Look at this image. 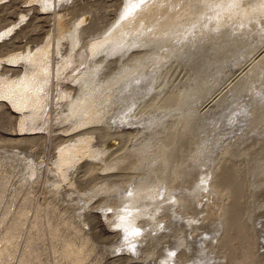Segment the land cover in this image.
<instances>
[{
	"label": "rangeland",
	"instance_id": "374dc122",
	"mask_svg": "<svg viewBox=\"0 0 264 264\" xmlns=\"http://www.w3.org/2000/svg\"><path fill=\"white\" fill-rule=\"evenodd\" d=\"M144 1L141 8L151 6L156 0ZM229 1L170 0L167 2L168 10L172 9L174 15L180 17V20L173 21L174 23L172 22L166 28L167 31L163 33V35L175 34L172 39L169 41L160 40L162 37V33H160L158 34L160 36L152 37L151 39L154 40L149 41L145 47L138 48L135 45L123 47V50L119 49L120 51L115 52L117 54L114 53L110 56L107 47H112V41H119V43L124 41L125 43L127 37L123 34L117 36L118 31L115 28L118 26L119 29V26L124 23L123 21H126L124 19H130L127 17L129 11L127 9H130L128 13L130 14L131 9L140 4L141 0H0V264H140L139 252L135 253L138 250L136 239L133 236L135 231L131 232V237L128 231L126 232V228L129 224H133L132 227L138 233L149 232L154 228L148 223L152 215L146 214L145 218L143 214V217L141 215L139 220L133 222L132 215L122 213L123 206L116 204V202H108L109 204L106 202L108 193L103 192V190L99 191L100 193L95 192L102 188L111 190L108 187L110 180H114L113 176L119 172L118 170H108V164L114 160L113 156L110 157V153L121 148L117 154L122 155L126 148L131 147L126 131L131 133L134 128L144 129L142 131L150 130V127L151 129L154 127V125H149L152 122L158 125L147 135V138L149 136L151 139L154 137V142L150 144L152 154L159 157L162 154L167 160L171 157L170 167L163 174H155L154 177L160 183L155 182L154 179L149 183L150 186L142 185L140 187L138 185L139 188L134 186L133 190L140 191L142 188L145 191L149 187L151 192L153 188H156L157 191V188L158 190L164 188V185H167L166 182L169 183L168 186L171 190H178V181L174 172L180 164L181 157L185 158V162L188 163L198 155L204 156L209 140L210 142L214 139H218V141L223 139L224 141L232 138L231 147L227 141L225 148H221L220 144L217 148V150L220 148L219 151L214 154L211 150L212 154L209 155V159L212 161L210 162L212 164L214 162V167L221 169L218 172L210 171L213 173V183L217 180L218 183L214 184L216 187L211 185L212 191L209 194H215L212 197H215L214 199L216 197L223 199L221 202L212 203L211 208L217 206L220 208V204L222 208L224 206L226 208L228 206L226 204L234 202L235 207L237 203V213L241 215L249 211L251 213V209L254 207L252 204L254 198L250 192L252 184L250 172L256 165L257 157L264 152V145L256 143L258 140H264V135L257 134L260 129L264 131V120H259L264 117V100L261 99L264 97V81L259 83L258 80H255V82H250L251 85L247 83L245 86H239L220 103L218 109L207 116L196 115L199 105L215 89L210 87L208 82L211 81L217 83L219 87L222 86L227 76H231L238 67L249 62L257 53L258 48L264 44V25L261 24L256 27L260 32L258 31L255 37L247 39L249 41L240 38L238 42L241 44H239L227 39L226 34L229 35L230 26L243 19L241 9L244 8L243 10H245L257 6L258 3L261 4V0H240V3H238L239 0ZM162 3L164 4L165 1L159 0L157 6H162ZM147 7L143 10L146 11ZM148 20L147 17L142 18L140 20L141 25L138 24L140 27L144 26L142 27L144 28L143 31L146 29V31H150L151 26H153L151 20H154V17L150 18V21ZM139 26H136V31L138 28L140 29ZM83 28L85 30L81 31ZM129 33L127 42L131 38L137 37L135 33L132 34L131 31ZM224 33L225 36H223ZM178 37L187 44L172 46V41L177 42ZM185 39H190L192 44L196 41V44L194 43L196 48L194 47L191 54L188 52L191 51L192 46ZM97 43H103L105 46L99 48L100 50L98 49V54H92L91 47ZM245 43L247 46L244 45ZM248 43H250L249 47ZM49 44L51 47H49L50 50H47L46 59L51 62V70L45 75L48 86L42 92L45 105L43 104V108L36 113L34 109L21 111L2 94V84L12 82L21 84V79L30 71V66L25 60L20 59L17 62V58L15 59L17 55L34 54ZM59 44L61 47L58 46ZM115 47L118 48V46ZM228 47L230 51L227 49ZM197 48L199 49L197 50ZM101 50L104 51V54L100 53ZM217 52L219 53L217 54ZM93 55L95 56L93 57ZM211 56H213L212 59ZM66 58L73 59L74 66L59 72L58 69ZM78 60L79 62L76 63ZM143 68L146 72L150 70L157 72L155 82L149 85L157 93L154 92V95L150 96L151 98L147 97L145 98L146 101L142 99L137 103L135 100L139 92L134 90V82H132L134 88L130 89L128 87L130 81L125 83V79L122 77L124 74L134 71L133 76L138 74L134 77L144 79L142 75L139 77V73L145 71ZM222 76L226 77L223 78ZM130 78L129 80L132 81ZM222 78L224 80H220ZM149 82L151 81L149 80ZM114 85L115 87H113ZM116 87L119 91L116 90ZM114 91H118V94ZM105 98H110V100L116 98L111 109H109ZM230 99L231 101H229ZM129 101L131 104L135 102V106L132 107ZM247 103L249 104L247 105ZM72 105L75 108H72ZM253 105L259 107L257 106L253 116H250V108ZM77 106L80 107V110L75 114L74 111ZM129 108L131 109L129 110ZM89 109H93L90 120L84 114V111L89 113ZM128 110L130 111L129 114L124 113ZM233 113H242V117L240 116L239 124L232 131L226 128L225 124H230L232 116L236 119L237 115ZM246 115H248L247 120H245ZM123 117L125 118L123 119ZM126 118L131 120L128 121ZM133 120L138 121L137 125L142 124V127H134L135 121L132 122ZM125 122L127 125L124 124ZM129 124L131 127L126 130L124 126ZM240 124L241 126H239ZM214 125H219L217 128L215 127V131L211 130ZM106 130L110 133L104 132ZM250 137H253L254 140L245 141ZM143 141L146 144L147 139ZM86 142H89L87 150L82 149ZM235 144L238 145L237 148ZM65 149L71 151L73 164L63 168L60 163V152ZM233 151L234 153H232ZM125 157L126 155L123 158ZM163 157L153 172L156 173V168L163 164ZM94 160L98 165L89 168V162ZM61 167L62 169H60ZM132 170L138 172L136 169ZM142 171L144 173L149 172L147 169L140 170V172ZM193 181L190 180L184 185L188 186ZM126 183L127 181L124 180L125 187L123 186L121 190H127L129 185ZM183 192L186 193L187 191ZM146 209L148 208L146 207ZM207 210V208L206 211L201 210L202 212L193 217L194 222H197L195 220L199 217V221L195 225L200 223L203 217L205 219L208 214L212 213L207 212ZM125 218L128 224H126ZM128 218L130 220H127ZM167 218L168 215L161 212L157 213L156 217L153 218L155 220L152 219V221L162 220L164 223ZM200 219L202 220L200 221ZM262 219L264 222V217ZM244 222V220L237 218L234 221L235 228L238 230L237 226L240 225V231L243 228L246 229L241 226ZM138 223L139 225H137ZM236 224L238 225L236 226ZM136 225L138 227H135ZM160 226L161 229L156 230L152 236L142 237L145 238V247L143 248L154 243L153 240L157 232L159 235L160 232L168 231L166 227H162V224ZM225 226H222L223 233H226ZM195 228L188 236H199V240L201 234L204 233L202 237L206 236L204 231H199L198 227ZM124 232L128 233L125 235L126 239L123 236ZM236 232L239 233V231ZM246 232L242 236H247ZM175 236L181 238L180 234ZM236 237L237 235L234 238ZM123 238L126 242H122ZM241 239L236 238L232 241L231 238V246L229 242L228 246L226 242L221 244L218 240L214 241L213 244L211 239L202 240L189 257L179 256L176 262H181V264H229L232 259L230 261H234L232 264H264V229L259 233L258 245L256 246H249L247 241ZM244 239L246 238L244 237ZM247 240L249 241L248 238ZM120 242L122 243L120 244ZM134 245H136V249L132 250ZM198 249H203L204 252L201 253ZM249 249L254 250L253 252L256 251L257 257L249 260L247 258L251 252ZM232 250H238V253L233 251L239 256L238 258L235 254L232 255ZM176 253L177 256L181 255L180 251ZM227 255L230 256V259Z\"/></svg>",
	"mask_w": 264,
	"mask_h": 264
},
{
	"label": "bare ground",
	"instance_id": "6f19581e",
	"mask_svg": "<svg viewBox=\"0 0 264 264\" xmlns=\"http://www.w3.org/2000/svg\"><path fill=\"white\" fill-rule=\"evenodd\" d=\"M139 1V0H138ZM144 1V0H143ZM141 0L140 4L138 5H134L135 7L133 9H131V13L128 14L130 12V9H127L128 13H127V17H129L130 19H124L126 21H123L124 23L123 24H119V29H118V26L116 31H118L117 33V36L123 34L125 35L126 37V40L128 39V36L130 35V31L133 33H135L137 37L135 38H131V40H129L128 42L125 40V43L127 42V44L124 43V41H112V47H107V51H108V54L110 52V56L112 54H114L115 52H118L120 50H123L122 48L123 47H127V46H132V45H135L136 47L138 48H142L143 46L145 47V45H147L149 43V41H153L151 38L160 33H162V37L160 40H170L172 39V37H174L175 34H167V35H163L164 31H167V27L172 24L173 21H177L178 19L180 20V17L177 16V15H174V11L171 9V10H168V1L170 0H164L165 3L161 4L162 6L158 7L157 6V3L159 0H156V1H153L154 3L149 7H147L146 11L143 10V8H146L143 6V8H141L142 6V2ZM148 1V0H147ZM234 1V0H232ZM237 1V0H236ZM242 1V0H241ZM260 1V0H259ZM258 1V2H259ZM264 0H261V4L258 3L257 6H253L251 8H248V9H241V12H242V18L241 20H238L234 25H231L230 28H229V35L226 34V37L228 36L227 39H229L230 41H235V43H239L241 44L240 42V38L242 39H246V41H249L247 39H250V38H253L256 36V34L258 33L259 30L256 29V27L261 24V25H264V17H263V14H264V3H263ZM146 3V1H144ZM179 2V1H178ZM231 2V0L229 1ZM248 2V1H246ZM145 3H143V5H146ZM150 3V1H149ZM240 3V0L239 2ZM243 3V2H242ZM245 3V2H244ZM135 4V3H134ZM174 4V3H173ZM178 4V3H177ZM226 4V3H225ZM235 4V2H234ZM249 4V3H248ZM148 5V4H147ZM172 5V4H171ZM239 5V4H237ZM129 6V5H128ZM166 6V7H165ZM158 7V8H157ZM164 7V9H163ZM174 7V6H173ZM157 8V9H156ZM139 9L136 13L135 11ZM176 9V8H175ZM178 9V8H177ZM176 9V10H177ZM236 10V9H235ZM239 10V9H238ZM243 10V11H242ZM223 11V10H222ZM240 11V10H239ZM125 13V14H126ZM176 14V13H175ZM125 17V16H124ZM148 18L150 21V18L154 17V20H151L152 21V25L151 26V30L150 31H143L144 26H139L138 24L141 25V21L142 18ZM218 17V16H217ZM141 18V19H140ZM146 21V20H145ZM175 21V22H176ZM137 22V23H136ZM121 23V22H120ZM144 23V22H143ZM149 23V22H148ZM174 23V22H173ZM147 24V23H146ZM150 25V24H149ZM148 25V26H149ZM260 25V26H261ZM136 26H139L140 29L138 28V30L136 31ZM147 26V25H146ZM203 26V25H202ZM259 26V27H260ZM83 27V26H82ZM262 27V26H261ZM80 28V27H79ZM86 28V27H85ZM85 28H83L81 31L85 30ZM150 28V27H149ZM192 28V27H191ZM77 29V28H76ZM78 31V30H77ZM86 32V31H85ZM121 32V33H120ZM260 32V31H259ZM189 33V32H188ZM226 33V32H225ZM225 33L223 34V36H225ZM2 35V34H1ZM74 35V34H73ZM192 35V34H191ZM116 36V34H115ZM132 36V35H131ZM160 36V35H158ZM157 36V37H158ZM260 36V34H259ZM124 37V36H123ZM122 37V38H123ZM133 37V36H132ZM191 37V36H190ZM189 37V38H190ZM1 38V37H0ZM113 38V37H111ZM116 38V37H115ZM130 38V37H129ZM179 38V37H178ZM182 38V37H181ZM192 38V37H191ZM190 38V39H191ZM224 38V37H223ZM109 39V38H108ZM114 39V38H113ZM111 39V40H113ZM120 39V38H119ZM190 39H185L187 40V42H189V45L192 46L191 48V51L188 52V53H193V49L194 47L196 48L195 44H196V41L193 42L192 44V41H190ZM227 39H225L227 41ZM242 39V40H243ZM110 40V41H111ZM114 40H117V39H114ZM121 40V39H120ZM123 40V39H122ZM255 40V39H254ZM200 41V40H199ZM229 41V42H230ZM237 41V42H236ZM245 41V40H244ZM245 41V42H246ZM109 42V41H108ZM118 42V43H117ZM158 42V41H157ZM222 42H225L224 40H222ZM160 43V42H159ZM195 43V44H194ZM198 43V41H197ZM247 43V42H246ZM244 44L247 46V44ZM251 43V41H250ZM248 43V47H249V44ZM61 44V42H60ZM60 44L58 45L59 47ZM111 44V42H110ZM125 44V45H123ZM162 44V43H161ZM184 44H187L185 43V41H182L180 40V38L178 39L177 42L174 43V41H172L171 45L174 46H183ZM225 44V43H224ZM231 44V43H230ZM238 44V45H239ZM243 44V43H242ZM108 45V44H107ZM113 45L115 46H118L117 47H113ZM234 45V44H232ZM236 45V44H235ZM252 46V43L250 44ZM57 46V47H58ZM104 47L105 45L102 43L100 44H95L91 47V50H92V54H95V53H99L98 51L100 50L99 48L101 47ZM120 46V47H119ZM134 46V47H135ZM200 46V45H199ZM222 46V45H221ZM226 46V45H225ZM228 46V44H227ZM237 46V45H236ZM245 46V47H246ZM50 44L43 48L42 50H39L37 51L36 53L34 54H31V53H28L26 56L22 55V54H19L15 57V59L17 60H20V59H23L25 60V62H27L30 66V71L26 74V76H24L23 79H21V84L19 82H12V83H3L2 84V94L4 96H6V98H8L11 103L19 110H27V109H34L35 110V113L36 111H39L41 108H43V104H44V98H43V94L42 92L46 89V87L48 86V80L45 78V75L47 73L50 72L51 70V62L49 60H47V50L49 49ZM135 47V48H136ZM185 47V46H184ZM219 47V45H218ZM239 47H241L239 45ZM244 47V46H243ZM155 48V47H154ZM166 48V47H165ZM217 48V47H216ZM234 48V47H233ZM99 49V50H98ZM103 49V48H102ZM120 49V50H119ZM128 49V48H127ZM131 49V48H130ZM134 49V48H133ZM199 48H197L198 50ZM220 49V48H219ZM226 49V47H225ZM223 49V50H225ZM227 49H229L230 51V48L228 47ZM236 49V48H235ZM240 49V48H239ZM243 49V48H241ZM245 49V48H244ZM50 50V49H49ZM57 50H61V49H57ZM126 50V49H125ZM140 50V49H138ZM177 50V49H176ZM217 50V49H215ZM221 50V49H220ZM248 50V49H247ZM54 51V50H53ZM231 51H232V48H231ZM236 51V50H235ZM239 51V50H238ZM103 53L104 51L101 50L100 53ZM125 52V51H124ZM132 52V51H131ZM256 52V51H255ZM254 52V53H255ZM49 53V52H48ZM101 53V54H102ZM216 53V52H215ZM214 53V54H215ZM219 52H217L218 54ZM235 53V52H234ZM233 53V54H234ZM104 54V53H103ZM117 54V53H115ZM123 54V53H122ZM129 54V53H128ZM118 55H121V54H118ZM124 55V54H123ZM126 55H127V50H126ZM193 55V54H192ZM203 55V54H202ZM227 55V53H226ZM232 55V54H231ZM49 56V55H48ZM52 56V55H51ZM95 55H93L94 57ZM108 56V55H107ZM109 56V57H110ZM117 56V55H115ZM114 56V57H115ZM122 56V55H121ZM195 56V55H193ZM230 56V55H229ZM251 56V54H250ZM113 57V56H112ZM213 56H211V59H212ZM221 57V56H220ZM236 57V56H235ZM248 57V56H247ZM252 57V56H251ZM117 58V57H116ZM120 58V57H119ZM118 58V60H119ZM123 58V57H122ZM198 58V57H197ZM223 58V57H222ZM228 58V57H227ZM233 58V57H232ZM78 59V58H77ZM220 59V58H219ZM224 60V59H223ZM110 61V60H109ZM122 61V60H121ZM156 61V60H155ZM236 61V60H235ZM239 61V60H238ZM248 61V59H247ZM79 62L76 61V63ZM158 62V60H157ZM201 62V61H200ZM228 62V61H227ZM226 62V63H227ZM233 62V61H232ZM244 62V61H243ZM75 63V64H76ZM160 63V62H159ZM229 63V62H228ZM74 60L73 59H67L62 62V65L59 67L60 70H68L71 66H74ZM81 64V63H80ZM157 65V63H155ZM243 64V63H242ZM241 64V65H242ZM245 65H243L242 67H238V69L234 72L233 70V74L229 77L227 76V78L224 80L223 77L222 79L220 80H224V84L222 86L219 87V85L217 83H214V82H211L209 81L208 84L210 87L212 88H215L213 90V92L211 93V95L208 96V98L206 100H204L201 105H199L198 109H197V113L196 115L197 116H207L209 115L212 111H214L215 109H218L219 108V105L220 103L227 97H229L231 95V93L235 90H237V88H239V86H245L247 83L250 84V82L254 81L255 80H258L259 83H262V81H264V44L262 46H260V48H258L257 50V53L254 54V56L250 59L249 62L247 63H244ZM84 65V64H82ZM216 65V64H215ZM230 65V63L228 64ZM215 67V66H214ZM213 68V67H212ZM217 68V67H216ZM221 68V67H220ZM227 68V67H226ZM141 69V68H140ZM139 69V71H141ZM144 69V68H143ZM142 69V70H143ZM151 69V68H150ZM149 69V70H150ZM219 69V68H218ZM221 69H224V68H221ZM231 69V67H230ZM235 69V68H234ZM137 70V68H136ZM145 70V69H144ZM148 70V68H147ZM220 70V69H219ZM218 71V70H217ZM231 71V72H232ZM134 72V71H133ZM133 72L131 73H127V74H124L123 75V79H125V83L130 81L128 85V87L131 88H134V85H135V89L136 91L139 92V94L137 95V98L135 100V102H139L141 101L142 99L145 100V98H149L151 95L153 96L154 95V92L155 89H152L153 87H150L149 85L152 84L153 82H155V79H156V76H157V72L153 70V72L150 70V71H141L139 74V77L142 75L144 76V79H138L137 77H134L135 75H138V74H135L133 76ZM136 72V71H135ZM145 72V73H144ZM220 73V71H218ZM222 72V71H221ZM224 72V70H223ZM230 72V71H228ZM98 75V74H97ZM132 75V78H130V76ZM219 75V74H218ZM220 75H223V74H220ZM221 77V76H220ZM86 78V77H85ZM120 78V79H122ZM127 78V79H126ZM132 79L131 80H129ZM82 79V78H81ZM84 79V78H83ZM82 79V80H83ZM88 79V78H87ZM117 79V78H116ZM115 79V80H116ZM78 80V79H77ZM85 80V79H84ZM119 80V78H118ZM116 80V81H118ZM136 80H138L139 82H137ZM151 81L148 83V81ZM80 81V80H79ZM122 81V80H120ZM119 81V83H120ZM226 81V82H225ZM82 82V81H81ZM85 82V81H84ZM123 82V81H122ZM132 82H134L132 84ZM220 83L222 81H219ZM124 83V84H125ZM123 84V85H124ZM253 84V83H252ZM256 84V83H255ZM264 84V83H263ZM262 84V85H263ZM20 85V86H19ZM251 85V84H250ZM117 86V85H116ZM260 86V85H259ZM115 87V85L113 86ZM123 87V86H122ZM262 87V86H261ZM236 88V89H235ZM18 89V91L16 92V90ZM125 89V87H124ZM244 89V88H243ZM250 89V88H249ZM252 89V88H251ZM260 89V88H259ZM112 90V88H111ZM116 90H118V88L116 87ZM239 90V89H238ZM247 90V89H246ZM119 91V90H118ZM117 91V92H118ZM121 91V89H120ZM124 91V90H123ZM128 91V90H127ZM135 91V93H136ZM111 92V91H110ZM116 94H118L116 91H114ZM112 92V93H114ZM132 92V91H131ZM157 93V92H156ZM111 94V93H110ZM130 94V93H128ZM133 94V93H131ZM115 95V94H114ZM113 95V96H114ZM124 95V94H123ZM126 96H128L127 94H125ZM160 95V94H159ZM103 96V95H102ZM84 97V96H83ZM110 97V95H109ZM224 97V98H223ZM260 97V96H258ZM123 98V97H122ZM135 98V96H134ZM151 98V97H150ZM252 98V97H251ZM256 98V97H255ZM113 99V98H112ZM121 99V98H120ZM128 99V97H127ZM259 99V98H258ZM262 101L264 100V97L261 98ZM129 100V99H128ZM105 101L106 103L108 104V107L109 109H111V107L114 105V102L116 101V98H114V100H110V98H105ZM127 101V100H126ZM146 101V100H145ZM147 101H150V100H147ZM226 101V100H225ZM231 101V99L229 100ZM243 101V100H242ZM257 101V100H256ZM125 102V100H124ZM130 102V101H129ZM135 102L133 104H131V102L129 104L133 106H135ZM95 103V102H94ZM128 103V102H127ZM126 103V104H127ZM137 103H136V106H137ZM145 103V102H144ZM227 103V102H226ZM225 103V104H226ZM250 103V102H249ZM247 103V105L249 104ZM256 103V102H255ZM199 104V103H198ZM224 104V105H225ZM259 104V103H257ZM262 104V103H260ZM45 105V104H44ZM75 105V104H74ZM79 105V104H78ZM93 105V104H92ZM105 106V105H104ZM258 106V105H257ZM255 105L251 106L252 108H250V116H253V112L259 107H257ZM90 107V106H89ZM227 107V106H226ZM72 108H75L73 107L72 105ZM94 108V107H93ZM224 108V107H223ZM108 109V110H109ZM131 108H129L130 110ZM80 110V107L77 106L76 110L74 111L75 114ZM82 110V108H81ZM90 110V109H89ZM126 110V109H125ZM128 112H124V113H127L129 114V111ZM220 111V110H218ZM94 112L95 109H94ZM121 112V111H120ZM119 112V113H120ZM142 112V111H141ZM196 112V111H195ZM225 112V111H224ZM223 112V113H224ZM232 112V111H231ZM143 113V112H142ZM245 113V112H244ZM257 113V112H256ZM79 114V113H78ZM84 114L85 116L89 117V120L92 119V114H93V109L90 110V112H85L84 111ZM96 114V113H95ZM132 114V113H131ZM141 115V113H138ZM183 114V112H182ZM219 114V113H218ZM234 114V113H233ZM232 114V115H233ZM236 114V113H235ZM234 114V115H235ZM242 113L240 114H236L237 117L235 119L234 116H232L230 118V124H225L226 128L228 129H231L232 131L235 129V127L237 126V124H239V120L241 119L240 116H241ZM74 115V114H73ZM112 115V114H111ZM110 115V116H111ZM119 115V114H118ZM122 115V114H120ZM125 115V114H124ZM137 115V114H136ZM195 115V116H196ZM75 116V115H74ZM84 116V117H85ZM222 116V115H221ZM82 117V116H81ZM120 117V116H119ZM118 117V118H119ZM127 117V116H126ZM129 117V116H128ZM132 117H133V114H132ZM217 117V116H216ZM242 117V116H241ZM116 118V119H118ZM125 117H123L124 119ZM198 118V117H197ZM201 118V117H200ZM245 120H247L248 118V115L245 116ZM120 119V118H119ZM128 121H130L131 119H128L126 118ZM125 119V120H126ZM140 119V117H139ZM145 119V118H144ZM114 120V119H112ZM138 120V119H137ZM142 120V119H141ZM151 120V119H150ZM149 120V121H150ZM163 120V119H162ZM179 120V118H178ZM243 120V119H242ZM259 120H264V117L260 118ZM118 121V120H117ZM120 121V120H119ZM135 120H133L132 122H134ZM139 121V120H138ZM137 121V122H138ZM156 121V120H155ZM205 121V120H204ZM203 121V122H204ZM111 122V121H110ZM121 122V121H120ZM119 122V125L122 123ZM127 122V121H126ZM126 122L124 124H126ZM137 122L135 121V124L133 123L134 127H142V124L139 123V125H137ZM140 122V121H139ZM144 122V121H143ZM164 122V121H163ZM213 122V121H212ZM242 122V121H241ZM240 122V123H241ZM118 123V122H117ZM146 123V122H145ZM149 123V122H147ZM217 123V122H216ZM221 123V122H220ZM122 124V125H124ZM166 124V123H165ZM164 124V125H165ZM218 124V123H217ZM118 125V126H119ZM121 125V127H122ZM127 125V124H126ZM144 125V124H143ZM148 125V124H147ZM149 125L153 126L154 127H157L158 125H155L154 122H152L151 124L149 123ZM161 125V123H160ZM249 125V124H248ZM84 126V125H83ZM163 126V124H162ZM172 126V125H171ZM175 126V125H174ZM219 125H214V128L211 129L213 131H215V129L218 127ZM241 126V124L239 125ZM238 126V127H239ZM116 127V126H115ZM114 127V128H115ZM128 127V128H126ZM129 127L130 124L128 126H124V128L126 130H129ZM149 127V126H148ZM151 129V127L149 128L150 130H146V131H142L139 129H135L134 128V131H132L130 133V131H126L127 135H129V144L131 145V147L129 148H126V151L124 154H120L118 155L117 153H119V151H121L120 149L118 151H114L110 153L112 157L113 156V159L111 162V164L109 163L108 165V170H118V174L116 173L115 176H113L115 179L114 180H110L111 182L109 183L108 187L111 188V190L107 189V188H102L100 190H97V192L95 193H100L102 190L103 192H106L108 193V199H107V203L108 202H116V204H120L121 206H123L124 209H122V213H124L125 215L128 214L129 216L132 215L133 216V222H136V220L139 218H141V215L143 217V214H144V217L146 214H151L150 216L152 217L151 219L149 218V224L151 226H153V230L151 229L149 232L148 231H144L143 233H138L136 231V229H134L132 226L133 224H129L128 227L126 228V232L128 231L129 233V236L132 237L131 232L135 231V233L133 234L134 238L136 239L135 242L137 243V249L135 251V253H138L139 256L141 257L139 259L140 264H181L176 262V259L179 257V256H185V257H189L190 256V253H193V251L196 250L197 248V244L199 242H201L202 240H212V244L214 241H217L218 242H221V244H224L226 242V244L228 245L230 243V246H231V243L233 240H235L236 238H243V241H247L249 243V246L251 245H258V238H259V233L263 231V227H264V222H263V217H264V152L261 153L258 157H257V162H256V165L253 167V170L250 172L252 174V184H251V188H250V192L251 194H253V198H254V207H252L251 209V213H243L244 215H241L240 213H237V203H236V207L234 205V202H231L230 204H226L228 205L226 208L224 206V208H222V205L220 204V208L215 207V208H211V204L212 203H215V202H221L223 199L220 197L218 199V197H216V199L212 198L213 196H215V194H209L212 190H211V185L212 186H215L214 184L218 183V180L217 182H214L212 181V178H213V173H211L210 171H215V172H218L219 169L218 167H214V162L213 164L211 163V159L209 155H211V150H213L212 152L214 154H216V151H219V149L217 150V148L219 147V145L221 144V148H225V144L227 141H229L228 145L229 147H231V139L232 138H229L227 140H219L218 139H214V141H211L209 140V143L207 142V150L206 152L204 153V156H196L194 157V160L186 163L185 162V158H182L179 160L180 164L177 166V168H175V178L176 180L178 181V190H171V188H169V183L166 182L167 185H164V188H161L158 190L157 188V191L153 188L152 192L150 191L149 187L147 190L143 191V189L141 188L140 191L138 190H133V187L134 186H138L140 185V187L143 185V186H150L149 183H151V181H154L156 182L157 179L155 176V174L157 173H161L163 174L164 171H167L170 167V160H171V157H169L168 155V160L167 159H164L163 155L161 154V157H163L164 161L161 163L162 165L157 169V172H153L154 169H155V166L158 164V162H161L159 161L161 159V157L159 156H155L152 154V146H150V144H152L154 141V137H151L149 136L147 138V135L148 133H151L153 128ZM161 127V126H160ZM164 127V126H163ZM170 127V126H169ZM169 127H167L169 129ZM216 127V128H215ZM248 127V126H247ZM260 127V126H259ZM113 128V127H112ZM242 128V127H241ZM132 129H133V126H132ZM249 130V129H248ZM262 129L258 130V133L257 134H261V135H264V131H261ZM169 131V130H168ZM261 131V132H260ZM104 132H108L110 133L108 130L104 131ZM239 132V131H238ZM160 133V132H159ZM162 133V132H161ZM241 133V132H240ZM249 133V132H248ZM168 134V133H166ZM251 134V133H250ZM96 135V134H95ZM245 135V134H244ZM124 136V134H123ZM153 136V135H152ZM160 136V135H159ZM237 136V135H236ZM240 136V135H239ZM163 137V136H162ZM172 137V136H171ZM255 137V136H254ZM262 137V136H261ZM241 138V136H240ZM147 139V141L145 142L146 144H144V141ZM161 139V138H160ZM170 139V138H169ZM246 139V138H245ZM157 140V139H156ZM155 140V141H156ZM159 140V139H158ZM254 140L253 137H250V138H247L245 141H252ZM88 141V140H87ZM163 141V140H162ZM206 141V140H205ZM160 142V141H159ZM165 142V141H164ZM164 142H161L162 144ZM237 142V141H236ZM244 142V141H243ZM89 143V142H88ZM88 143H84L83 146H82V149H86L88 148ZM157 143V142H155ZM239 143V142H238ZM237 143V144H238ZM246 143V142H245ZM244 143V144H245ZM256 143H261L264 145V140L262 139L261 141H257ZM237 144H235L236 148H237ZM254 144V143H253ZM146 145V147H145ZM158 145L160 146V144L158 143ZM228 145H227V151H228ZM241 145H243L241 143ZM158 146V147H159ZM234 146V145H233ZM251 146V145H250ZM145 147V148H144ZM247 147V146H245ZM160 148V147H159ZM230 149V148H229ZM98 150V149H97ZM164 150V149H163ZM233 150V149H232ZM230 151V150H229ZM70 150L68 149H65L64 151H61L60 152V163L62 165L63 168L65 167H68L71 163L73 164V158L71 157L72 155H70ZM82 152V151H81ZM86 152V151H85ZM79 153H80V150H79ZM106 153V152H105ZM166 153V152H165ZM220 153V152H219ZM229 153V152H227ZM231 153V151H230ZM234 153V151L232 152ZM98 154V153H97ZM126 155L125 158H123L124 156ZM157 155V154H156ZM104 156V155H103ZM118 156V157H116ZM166 156V157H167ZM218 156V155H217ZM224 156V155H223ZM107 158V157H106ZM99 159V158H98ZM104 159V158H103ZM108 159V158H107ZM178 159V158H177ZM215 159V158H214ZM109 160V159H108ZM213 160V159H212ZM101 161V160H99ZM98 161V162H99ZM106 161V160H105ZM211 161V162H210ZM96 160L92 161V162H89L88 166H90L89 168L91 167H95L96 164L95 163ZM159 165V164H158ZM157 165V166H158ZM142 166V167H141ZM62 167L60 169H62ZM214 167V168H213ZM221 168V167H220ZM252 168V167H251ZM132 169H136L138 170V172L132 170ZM145 170L147 169V171H149L148 173H143L140 172V170ZM114 172V171H113ZM64 174V172H62ZM122 174V175H121ZM73 175V174H72ZM112 177V178H113ZM211 177V178H210ZM111 179V178H110ZM211 179V180H210ZM219 179V178H218ZM124 180L127 181L126 185L128 184L129 187H127V190H121L122 187L124 186ZM190 180H194L193 182L190 183V185L188 186H185L184 184L189 182ZM120 181V182H119ZM129 181V182H128ZM161 181V179H160ZM166 181V180H164ZM168 181V180H167ZM158 182V181H157ZM162 182V181H161ZM160 183V182H158ZM74 185V184H73ZM156 186V184H155ZM161 186V185H160ZM163 186V185H162ZM125 187V186H124ZM159 187V186H158ZM216 187V186H215ZM139 187H137L138 189ZM96 191V190H95ZM100 191V192H99ZM120 191V192H118ZM176 191H177V194H176ZM183 191H187L186 193L183 192ZM94 192V191H93ZM94 193V194H95ZM105 194V193H104ZM106 195V194H105ZM81 196V195H80ZM218 196V195H217ZM107 197V196H106ZM105 197V198H106ZM96 200V199H95ZM114 200V201H113ZM251 200V199H250ZM253 200V199H252ZM105 202V203H106ZM237 202V201H236ZM96 203V202H95ZM94 204V203H93ZM109 204V203H108ZM107 204V205H108ZM251 204V203H249ZM114 205V204H113ZM112 206V205H111ZM141 206V207H140ZM145 208H142L144 207ZM113 207V206H112ZM115 207V206H114ZM146 207L148 209H146ZM108 208L109 205H108ZM107 208V209H108ZM206 208L208 209L207 212H212L210 215L208 214L207 215V218L204 219V217L202 219H200V223L196 224L199 220V217L198 219H196L195 221L197 222H194V219L193 217L196 216V214L202 212L201 210L203 211H206ZM211 209V211H210ZM249 209V208H247ZM247 212V210H245ZM161 212H164L168 215V218H167V221L164 223L159 220L157 221H152V219L154 217H156V214L157 213H161ZM206 212V213H207ZM239 212V211H238ZM256 212V213H255ZM155 213V215H154ZM123 214V215H124ZM225 215V216H224ZM147 216V215H146ZM192 216V217H191ZM198 216V215H197ZM125 217V216H124ZM123 217V218H124ZM128 217V216H127ZM126 217V218H127ZM149 217V215H148ZM122 218V219H123ZM126 218H125V221H126ZM146 218V217H145ZM144 218V219H145ZM241 219V220H244L245 224L241 225V226H244L246 229H242L244 230L242 232V234H244L246 231V235L248 236H242L241 231H240V225L237 226L238 224H236V226L239 228L238 230L235 228V225H234V221H236V219ZM119 219V218H118ZM135 219V220H134ZM127 220H130V218H128ZM139 220V219H138ZM155 220V219H153ZM120 221V220H119ZM150 221H152L150 223ZM124 222V221H123ZM130 223V221H128ZM132 222V221H131ZM146 223V222H145ZM239 223V222H237ZM125 224V223H124ZM126 224L127 221H126ZM160 224H162V227H166L167 228V232H160L159 235H157L159 232H157L156 234V237L154 238V243H152L151 246H147L146 248H143L145 247L144 246V242H145V238H142V237H150L152 236L153 233H155V231L158 229H161V226ZM139 225V223L137 224ZM135 226V227H138V226ZM225 226V229H226V233H223L222 230V226L224 227ZM125 226V225H124ZM228 226V227H227ZM234 226V227H233ZM196 227V228H195ZM197 227L199 228V231H204L206 233V236L202 237V235L204 234H201L200 235V240H199V236H188V234L192 231V229H197ZM228 230H227V228ZM121 228V227H120ZM123 228V227H122ZM235 228V229H234ZM125 229V228H124ZM123 229V230H124ZM163 229V228H162ZM170 229V230H169ZM141 230V229H140ZM239 231L236 232V231ZM246 230V231H245ZM161 231H164V230H161ZM166 231V229H165ZM235 231V232H234ZM128 233H125L124 232V237L126 234ZM163 233V234H161ZM237 233V234H236ZM176 234H180L181 235V238H176ZM207 235H210L209 237ZM237 235L236 238H234L235 236ZM154 236V235H153ZM178 236V235H177ZM261 236V235H260ZM130 237V238H131ZM244 237L246 239H244ZM133 238V239H134ZM231 238H232V241H231ZM234 238V239H233ZM247 238L249 239V241L247 240ZM126 239V237H125ZM225 240V241H224ZM242 240V239H241ZM133 241V240H132ZM122 242H126L124 241V238L122 239ZM120 242V244L122 243ZM130 242V241H129ZM224 242V243H222ZM229 242V243H228ZM128 243V242H127ZM130 244V243H129ZM220 244V245H221ZM245 244L247 245V243L245 242ZM136 245L132 246V250L136 249L135 248ZM226 246V245H224ZM229 246V245H228ZM227 246V247H228ZM242 246V245H241ZM127 247V246H126ZM140 247V248H139ZM121 248V247H120ZM226 248V247H225ZM248 248V247H247ZM250 248V247H249ZM254 249L256 247H253ZM232 249V247H231ZM230 249V251H231ZM234 249V248H233ZM252 249V248H251ZM251 249H249L251 252H250V256L247 257L249 260L250 259H254V257H257L256 255L258 253L253 252ZM126 251V250H125ZM180 251L181 255L179 254L177 256V253ZM199 252L203 253L204 250L203 249H198ZM233 251L235 250H232V255L235 254L236 258H238L239 256H237L236 253H238L237 251H235L236 253H233ZM128 252V251H127ZM249 252V251H248ZM241 253V252H240ZM137 254V255H138ZM231 254V253H230ZM234 256V255H233ZM247 256V255H246ZM180 257V258H182ZM227 257H229L230 259V256L227 255ZM243 257V256H242ZM204 258V257H203ZM235 259V258H234ZM242 259V258H241ZM244 259V258H243ZM257 259V258H256ZM232 260V259H231ZM230 260V261H231ZM229 261V264L232 262ZM240 261V260H239ZM241 263V262H240ZM136 264V263H135ZM183 264V263H182Z\"/></svg>",
	"mask_w": 264,
	"mask_h": 264
}]
</instances>
